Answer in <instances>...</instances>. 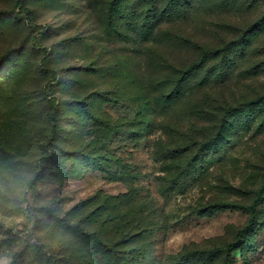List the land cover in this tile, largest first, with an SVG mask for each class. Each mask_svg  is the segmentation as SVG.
Instances as JSON below:
<instances>
[{
	"label": "rangeland",
	"instance_id": "374dc122",
	"mask_svg": "<svg viewBox=\"0 0 264 264\" xmlns=\"http://www.w3.org/2000/svg\"><path fill=\"white\" fill-rule=\"evenodd\" d=\"M111 2L0 0V257L11 264H108L89 233L130 250L129 264H200L191 256L247 222L212 207L247 206L264 175V0H125L110 22ZM222 49L203 70L229 68L167 107L170 68ZM227 107L242 110L213 149ZM81 149L89 160L63 152ZM259 215L233 264H264V201Z\"/></svg>",
	"mask_w": 264,
	"mask_h": 264
},
{
	"label": "trees",
	"instance_id": "16d2710c",
	"mask_svg": "<svg viewBox=\"0 0 264 264\" xmlns=\"http://www.w3.org/2000/svg\"><path fill=\"white\" fill-rule=\"evenodd\" d=\"M125 0H112L108 17L109 21L113 22V17L122 15L121 6ZM186 1V0H184ZM22 1L18 5H21ZM4 17V13H0V18ZM1 24V21H0ZM238 47V46H237ZM236 47V48H237ZM225 49L222 50H202L200 52V57L197 61L189 64L187 67L182 69L170 68V72L168 73L170 79H167V84L170 85L169 90L165 93V104L167 107H172L178 101L184 97L187 92L193 90L194 88H201V87H208L212 83V76L214 73H223L229 68V63H221L217 66V69L209 66L205 70L204 66L210 61V59L214 58L215 56L221 55V58H224ZM229 55L225 56L226 61L229 60ZM46 75L52 74L55 75V71L45 69L43 71ZM56 80V78H54ZM50 103L52 104V112L50 114V121L51 125L49 126L48 134H47V143L51 142L56 134H57V113H58V105L56 104V99H50ZM242 110V109H241ZM241 110L234 109L232 107H227L224 110V114L221 116V119L217 125V133L214 135L212 141L207 144L211 146V148H219L218 146L221 144L222 140L227 138V134L231 131H234L235 127L233 123H231V119L234 118L235 114H238ZM89 114V113H88ZM95 120L99 122V119ZM206 145L203 144L199 147L198 153L200 154L201 150L205 148ZM64 154L76 157L79 159L89 160V155L83 149L81 150H73V151H63ZM202 155V154H201ZM54 159L48 161L47 163L53 162ZM46 163V164H47ZM95 168L97 170H101L102 172H106L107 170L103 168L100 163H97ZM39 171L35 177L33 178L34 181H37L40 178ZM43 176L41 175V178ZM126 177L120 175L119 173H114L111 175V179L114 181H123ZM29 188L34 187V182L29 181ZM264 201V175L261 177V183L258 191H256L255 196L252 199V202L247 206H241L231 203L219 202L214 205L212 208L217 210H225L230 208H239L243 210L248 218L245 226L238 230L236 233V238L233 242L228 243L224 247L220 248H213L211 250H206L198 253L195 256H191L192 258H196L197 262L200 264H213L214 262H221L222 264H233V254L241 251L243 246L247 244L254 233L256 232L259 226V207ZM74 229L82 231V228L77 224L73 226ZM91 237H93V244L96 245L97 248L103 250L104 254L107 256L108 264H129L130 259L129 253L130 250L125 249L122 253H118L119 249L116 250L115 246H109L108 244H104L100 237L96 233H89Z\"/></svg>",
	"mask_w": 264,
	"mask_h": 264
},
{
	"label": "clouds",
	"instance_id": "9594fccd",
	"mask_svg": "<svg viewBox=\"0 0 264 264\" xmlns=\"http://www.w3.org/2000/svg\"><path fill=\"white\" fill-rule=\"evenodd\" d=\"M24 207H26V205H24ZM15 221L17 224L22 223L24 221V217L23 216L16 217ZM0 264H11V262L9 259L5 257H0Z\"/></svg>",
	"mask_w": 264,
	"mask_h": 264
}]
</instances>
